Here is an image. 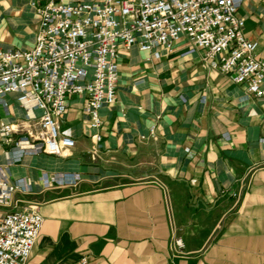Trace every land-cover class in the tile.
Here are the masks:
<instances>
[{
	"label": "crops",
	"instance_id": "crops-1",
	"mask_svg": "<svg viewBox=\"0 0 264 264\" xmlns=\"http://www.w3.org/2000/svg\"><path fill=\"white\" fill-rule=\"evenodd\" d=\"M44 1L0 0V49L34 45L32 2ZM78 1L91 0H64ZM239 15L264 61V0H246ZM190 48L122 50L101 148L87 135L84 100L72 96L58 119L76 142L68 155L26 154L10 166V181L27 178L32 192L0 206V219L27 207L44 217L29 264H264V97L243 98V86ZM11 111L9 121L24 116L12 102ZM8 150L0 144V167ZM62 172L81 180L40 181Z\"/></svg>",
	"mask_w": 264,
	"mask_h": 264
},
{
	"label": "built area",
	"instance_id": "built-area-1",
	"mask_svg": "<svg viewBox=\"0 0 264 264\" xmlns=\"http://www.w3.org/2000/svg\"><path fill=\"white\" fill-rule=\"evenodd\" d=\"M245 1L32 2L38 17L34 45L0 49V144L9 146L7 164L0 167V206H9L17 192H32L29 179L10 181L13 163L26 154L65 157L75 147L58 121L72 96L84 100L87 135L95 150L101 148V110L116 101L122 50L136 46L158 56L159 49L182 40L191 46L187 53H200L204 66L243 86V98L264 97V61L257 57V41L245 36L239 15ZM11 102L24 111L16 121L8 120ZM80 180L79 173L40 176L45 188ZM43 224L36 207L6 211L0 219V264H29ZM175 246L182 248L183 240L176 238Z\"/></svg>",
	"mask_w": 264,
	"mask_h": 264
}]
</instances>
